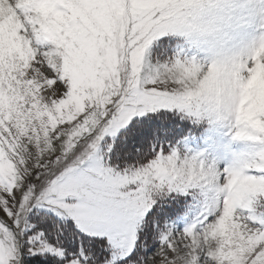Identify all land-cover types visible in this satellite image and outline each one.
Instances as JSON below:
<instances>
[{
    "label": "snow or ice",
    "instance_id": "snow-or-ice-1",
    "mask_svg": "<svg viewBox=\"0 0 264 264\" xmlns=\"http://www.w3.org/2000/svg\"><path fill=\"white\" fill-rule=\"evenodd\" d=\"M0 264H264V0H0Z\"/></svg>",
    "mask_w": 264,
    "mask_h": 264
}]
</instances>
